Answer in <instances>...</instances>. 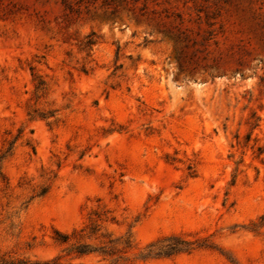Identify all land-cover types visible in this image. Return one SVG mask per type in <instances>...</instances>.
Returning <instances> with one entry per match:
<instances>
[{
    "label": "rangeland",
    "instance_id": "rangeland-1",
    "mask_svg": "<svg viewBox=\"0 0 264 264\" xmlns=\"http://www.w3.org/2000/svg\"><path fill=\"white\" fill-rule=\"evenodd\" d=\"M264 264V0H0V260Z\"/></svg>",
    "mask_w": 264,
    "mask_h": 264
},
{
    "label": "trees",
    "instance_id": "trees-1",
    "mask_svg": "<svg viewBox=\"0 0 264 264\" xmlns=\"http://www.w3.org/2000/svg\"><path fill=\"white\" fill-rule=\"evenodd\" d=\"M0 264H59L51 261H30L28 259L0 260Z\"/></svg>",
    "mask_w": 264,
    "mask_h": 264
}]
</instances>
